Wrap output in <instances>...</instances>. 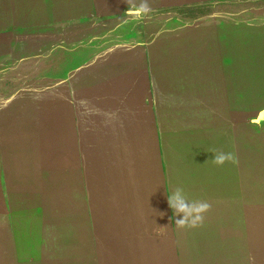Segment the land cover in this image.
<instances>
[{"label": "rangeland", "instance_id": "1", "mask_svg": "<svg viewBox=\"0 0 264 264\" xmlns=\"http://www.w3.org/2000/svg\"><path fill=\"white\" fill-rule=\"evenodd\" d=\"M141 2L0 0V235L76 219L101 264H264V0Z\"/></svg>", "mask_w": 264, "mask_h": 264}, {"label": "crops", "instance_id": "2", "mask_svg": "<svg viewBox=\"0 0 264 264\" xmlns=\"http://www.w3.org/2000/svg\"><path fill=\"white\" fill-rule=\"evenodd\" d=\"M215 66H218L217 63ZM212 75L221 77V81L226 82L227 74L223 69H215L210 77ZM205 79L201 83L214 82ZM218 91L220 94V89ZM27 227L23 231L19 230V234L13 236L0 235V264H21V256H24L27 264H89V262L90 264H101L99 244H97L96 253H94L89 247L88 252H85L83 250L85 246L79 243L83 237L91 238L94 233V228L90 230L83 221L76 219L40 221ZM96 229L98 230V226ZM112 232L114 231L111 230ZM97 234L99 236L98 232ZM76 240H78V245L75 247L73 244L76 243ZM55 243H59V245H55ZM4 253L7 256L10 254V258L6 257L5 259ZM12 257H14V262L11 261ZM4 260L7 261L4 263Z\"/></svg>", "mask_w": 264, "mask_h": 264}, {"label": "clouds", "instance_id": "3", "mask_svg": "<svg viewBox=\"0 0 264 264\" xmlns=\"http://www.w3.org/2000/svg\"><path fill=\"white\" fill-rule=\"evenodd\" d=\"M150 11L147 0H142L139 10L135 13L139 17L141 13ZM212 162L217 166H222L226 162L233 165L239 164V158L232 152L216 151ZM169 207L175 211L176 216L182 218L176 219L178 228L196 227L203 224L204 214L208 212L211 205L205 200H190L182 186H177L168 196ZM163 215V213H161ZM163 228V227H161Z\"/></svg>", "mask_w": 264, "mask_h": 264}]
</instances>
